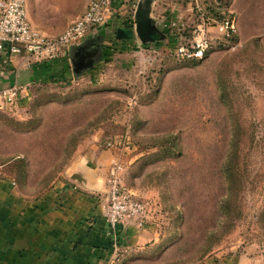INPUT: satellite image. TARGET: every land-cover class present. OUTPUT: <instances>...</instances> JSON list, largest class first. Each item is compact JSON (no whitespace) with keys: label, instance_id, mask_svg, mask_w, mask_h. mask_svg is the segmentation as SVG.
Returning a JSON list of instances; mask_svg holds the SVG:
<instances>
[{"label":"rangeland","instance_id":"374dc122","mask_svg":"<svg viewBox=\"0 0 264 264\" xmlns=\"http://www.w3.org/2000/svg\"><path fill=\"white\" fill-rule=\"evenodd\" d=\"M122 9L113 16L132 13L129 4ZM150 10L161 34L178 36L177 46L159 36L145 44L136 39V48L125 51L108 40L93 72L30 83L18 104L0 110V179L27 200L41 199L66 181L75 155L93 146L96 154H117L124 187L150 201L146 223L123 226L157 237L151 252L144 254L147 243L136 254L110 235L113 253L105 261L264 264V0H167ZM225 17L234 20L233 44L216 28ZM69 24L67 16L64 28ZM202 34L208 52L190 61L184 53ZM232 126L239 182L226 218L222 164ZM114 137L126 142L124 150L106 148Z\"/></svg>","mask_w":264,"mask_h":264},{"label":"crops","instance_id":"0c3cea01","mask_svg":"<svg viewBox=\"0 0 264 264\" xmlns=\"http://www.w3.org/2000/svg\"><path fill=\"white\" fill-rule=\"evenodd\" d=\"M89 1L80 8L79 4L73 5V0H25L27 19L40 33L55 37L66 28L63 23L67 16L71 24L85 12ZM125 6L117 4L114 12ZM74 9L80 10L75 13ZM113 15L106 25L93 28L60 59L28 70L20 66L19 60L9 68H0V89L15 81L27 88L30 83L57 80L64 74L72 80L81 79L102 64L108 40L118 50L135 49L133 29L123 24L124 18ZM119 30L130 31L132 38H118ZM91 149L85 148L84 155H75L63 176L66 181L55 183L41 199L27 200L15 192L9 181L0 179V264H116L105 261L113 253L109 246L110 227L104 217L106 174L113 156L96 154ZM74 173L83 183L70 180ZM116 235L128 241L136 254L139 245L149 243L144 249L148 254L157 243L154 231H140L134 225L119 227ZM128 263L122 257L117 259V264Z\"/></svg>","mask_w":264,"mask_h":264},{"label":"built area","instance_id":"2783aa9c","mask_svg":"<svg viewBox=\"0 0 264 264\" xmlns=\"http://www.w3.org/2000/svg\"><path fill=\"white\" fill-rule=\"evenodd\" d=\"M143 0H90L85 12L72 22L61 34L49 37L33 28L26 15L25 0H0V68L12 66L15 60L20 61L23 68H32L36 64L52 62L65 56L71 46L80 44L93 28L107 24L116 5L129 4L132 13L124 23L134 31V12L138 2ZM167 0H152L155 2ZM123 23V24H124ZM217 31L229 37L234 33L233 18H222L216 23ZM198 31H202L199 30ZM199 38V37H198ZM209 41L203 36L194 39L190 51L184 55L188 58L201 59L209 49ZM182 54V47L175 52ZM183 55V56H184ZM26 88L13 82L0 89V110L18 104ZM126 142L114 137L105 142L108 150H124ZM121 166L117 154L111 159L107 171V189L105 192L104 217L113 237L117 229L127 223H135L141 227L146 223L150 201L143 200L131 193L121 182Z\"/></svg>","mask_w":264,"mask_h":264},{"label":"trees","instance_id":"16d2710c","mask_svg":"<svg viewBox=\"0 0 264 264\" xmlns=\"http://www.w3.org/2000/svg\"><path fill=\"white\" fill-rule=\"evenodd\" d=\"M125 26H127L124 23ZM165 37L167 40V46L174 48L177 46L178 42V36L174 35L173 33H170L168 30H165ZM236 39V36L234 33H231L229 36V42L230 44H233ZM208 52V50L205 52V54ZM107 52L104 54V56H107ZM196 58H191L190 61H197ZM89 73H87L88 75ZM222 100H224V96L221 95L220 97ZM237 131L232 126L230 131V142L227 154L225 156L224 162L222 164V173L225 178V185H226V194L224 195L221 203L220 208L223 211V216L226 218L229 216L228 208H229V202L232 198V193L236 187V183L239 182L238 173L236 171V163H237V151H238V140L236 139ZM264 212V211H263Z\"/></svg>","mask_w":264,"mask_h":264},{"label":"water","instance_id":"95a60500","mask_svg":"<svg viewBox=\"0 0 264 264\" xmlns=\"http://www.w3.org/2000/svg\"><path fill=\"white\" fill-rule=\"evenodd\" d=\"M152 0H143L138 2L136 10L134 12L135 27L134 34L136 38L143 44L150 41H155L157 39H164L165 35L161 34L157 23L151 17L150 7L152 5ZM120 32L118 31V38H120ZM160 36V37H159ZM72 180H76L78 183H83L77 173L71 176Z\"/></svg>","mask_w":264,"mask_h":264}]
</instances>
